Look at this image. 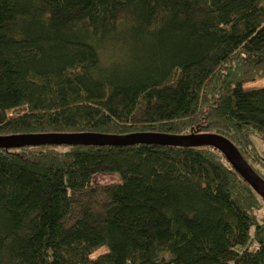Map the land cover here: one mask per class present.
Listing matches in <instances>:
<instances>
[{"label": "trees", "instance_id": "obj_1", "mask_svg": "<svg viewBox=\"0 0 264 264\" xmlns=\"http://www.w3.org/2000/svg\"><path fill=\"white\" fill-rule=\"evenodd\" d=\"M263 78L264 0H0V136L217 133L264 178ZM0 264H264V198L208 144L0 148Z\"/></svg>", "mask_w": 264, "mask_h": 264}, {"label": "water", "instance_id": "obj_2", "mask_svg": "<svg viewBox=\"0 0 264 264\" xmlns=\"http://www.w3.org/2000/svg\"><path fill=\"white\" fill-rule=\"evenodd\" d=\"M150 143L177 146L212 145L223 152L239 173L264 198V178L259 175L238 148L227 138L217 133L207 134H162L153 132L136 133L126 136L96 132L63 134H14L0 136V148H18L42 144L66 145H128Z\"/></svg>", "mask_w": 264, "mask_h": 264}, {"label": "rangeland", "instance_id": "obj_3", "mask_svg": "<svg viewBox=\"0 0 264 264\" xmlns=\"http://www.w3.org/2000/svg\"><path fill=\"white\" fill-rule=\"evenodd\" d=\"M245 88H252V87H261L264 86V78L258 79L253 82H248L244 84ZM25 108H18L13 110V114L16 112H21ZM264 145V144H263ZM120 182V176L118 173H98L95 174L92 178L93 184H110V183H118ZM106 251V248H100L97 252L93 254V257H96L98 254L103 253Z\"/></svg>", "mask_w": 264, "mask_h": 264}]
</instances>
